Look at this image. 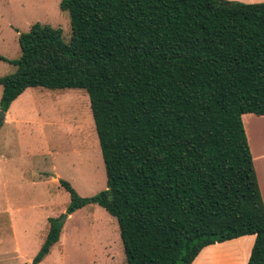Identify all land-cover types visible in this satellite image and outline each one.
Wrapping results in <instances>:
<instances>
[{"label": "trees", "instance_id": "1", "mask_svg": "<svg viewBox=\"0 0 264 264\" xmlns=\"http://www.w3.org/2000/svg\"><path fill=\"white\" fill-rule=\"evenodd\" d=\"M71 36L36 22L19 35L0 109L28 88L85 89L107 188L70 194L68 215L99 204L117 218L127 264H192L208 245L256 235L264 200L243 115H264V1L61 0ZM3 124V123H2ZM1 124V125H2ZM0 125V126H1ZM34 264L60 241L49 217Z\"/></svg>", "mask_w": 264, "mask_h": 264}, {"label": "rangeland", "instance_id": "2", "mask_svg": "<svg viewBox=\"0 0 264 264\" xmlns=\"http://www.w3.org/2000/svg\"><path fill=\"white\" fill-rule=\"evenodd\" d=\"M60 3L0 0V54L18 58L19 35L36 22L61 27L68 40L70 15ZM15 70L0 59V76ZM2 93L0 85V101ZM10 115L12 120L0 126V264H34L49 217L63 214L60 241L38 264H127L116 217L96 203L66 213L71 197L60 179L82 196L107 188L88 92L31 87L12 103ZM243 121L257 156L264 151V116L249 113Z\"/></svg>", "mask_w": 264, "mask_h": 264}, {"label": "crops", "instance_id": "3", "mask_svg": "<svg viewBox=\"0 0 264 264\" xmlns=\"http://www.w3.org/2000/svg\"><path fill=\"white\" fill-rule=\"evenodd\" d=\"M236 1L255 2L257 0ZM263 1L264 0L261 2ZM247 114L249 113L244 114L243 117L245 118ZM11 117L9 109L4 121H11ZM254 118H258V116H255ZM251 149L253 150V147ZM253 156L258 182L264 200V151L261 153L258 152L257 156L254 153ZM255 240L256 235H246L208 245L200 252L192 264H248Z\"/></svg>", "mask_w": 264, "mask_h": 264}, {"label": "water", "instance_id": "4", "mask_svg": "<svg viewBox=\"0 0 264 264\" xmlns=\"http://www.w3.org/2000/svg\"><path fill=\"white\" fill-rule=\"evenodd\" d=\"M6 111L0 110V125L4 122L5 118H6Z\"/></svg>", "mask_w": 264, "mask_h": 264}]
</instances>
